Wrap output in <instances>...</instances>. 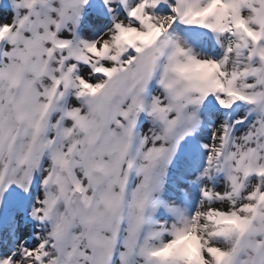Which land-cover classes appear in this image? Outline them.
I'll list each match as a JSON object with an SVG mask.
<instances>
[{"label": "rangeland", "instance_id": "374dc122", "mask_svg": "<svg viewBox=\"0 0 264 264\" xmlns=\"http://www.w3.org/2000/svg\"><path fill=\"white\" fill-rule=\"evenodd\" d=\"M124 1H116L117 6H120V14L124 13L125 16L134 20L147 22V19L153 20L154 16L155 20H158L156 14L160 9H165L166 12L171 9L172 13L174 12L172 23L166 22L164 26L158 28L155 27L158 25L154 23H145L154 27L153 32L130 49L125 36L121 33L114 34L111 29L114 23L111 16L112 9L107 11L99 7L97 10L90 11L91 6H88L85 1L77 0L72 4L71 10L66 13L70 12L73 27L72 45L82 61V67L92 64V68L96 70L95 64L98 63L97 66H101L105 61H109L108 72L117 76L127 60L136 66L138 82L135 79L133 85L137 88L133 90L129 101L136 111L143 112V118L155 116L151 110L147 109V106L157 84H161L159 80L161 66L158 60H160L166 35L156 32L160 27L168 26L169 32L175 35L178 31L174 26H179L188 36L193 33L195 37H211L210 39L214 42L212 44L217 45L216 55L221 59L231 55L235 66H232L234 82L231 84L229 105L226 109L209 103H198L192 106L186 115L181 117L176 115L178 118L171 121L170 126L167 125V117L157 122L156 125L159 126L166 143L154 158L145 161L141 166L144 180L134 184V188L132 187L137 201L135 200L129 207L121 248L110 264H156L159 260H168L172 264H184V257L197 259L200 264H212L210 256L212 251L220 254V264H223L231 258L245 229L251 225L254 202L262 194L258 190L259 186L254 184L246 171L239 175L241 185L234 188L235 181L233 176H227L225 164L228 159V150L231 149H233L231 157H236V160L241 159L240 150L248 136L244 126H247L249 121L264 123V96H262L263 99L256 98L240 90L241 87L238 86L239 83H244L245 87H249L252 85L251 81L260 78L256 70L259 71L257 65L264 58L260 54L261 50H264L260 45L264 42V28L259 33L255 23L243 15L241 6L248 0H234L235 16L232 24L221 14L220 8L217 7L220 3L217 0H214L209 8L208 5L212 0H201L202 2L198 3L202 10L201 18L202 20L210 19L214 29L203 28L200 21L195 22L198 28L194 26L198 32L191 26L182 25L183 18L175 11L177 0H134L130 4ZM0 2L3 3L2 5L0 3V106L4 104L3 86L5 81H8L12 87L10 106L16 121L15 131L9 133V146L20 128V123L14 102L16 90L11 76L4 70V62L5 59L14 57L13 45L11 48L8 47L10 43L13 44L12 40L18 35L22 37L30 33V19L24 8L26 5L24 0H1ZM95 2L98 6L104 3L103 0ZM113 3L114 0H109L110 5ZM148 8L152 10V14L148 13ZM131 14H134L133 17ZM114 27L117 28V26ZM95 30L96 37H91ZM87 31H91L88 39L85 36ZM232 31L234 41L229 44L224 37H229L228 33ZM168 37L177 36L169 35ZM203 42L204 47L209 45L205 43V40ZM204 49L210 54L207 48ZM105 72L107 71H96V81L93 85H85L82 77L78 75V78L85 90L96 96L106 87ZM125 79L122 83L124 88L131 83V79L129 83L128 79ZM165 86L163 85L162 89L169 92V87ZM119 100L117 97L111 103L104 119L94 122L96 118H92V126H90L91 121L87 122L89 133L92 138H95V145L98 146L97 149L104 148L107 152H114L113 173L116 182L118 184L121 182L124 186L128 171L134 170V168L131 169L133 157L130 156L131 151H128L124 140L126 137L127 143L131 139L127 128L129 127L131 131L133 122L128 120L125 109L123 110V107L117 104L120 103ZM55 114L60 117H55V120L59 121L52 129L51 135L44 133L34 135L33 131L24 133L2 172L8 146L6 148L0 169V178L3 173L5 176L3 183L0 184V264H52L56 253L49 244L51 235L54 239L68 238L66 242L71 257L66 264L75 263L78 256L77 250L82 244L84 248L88 247V242L83 241L82 220L77 212L75 184L66 167V163L72 160H82L84 147L80 142L78 129L68 126V117L60 115L59 109ZM238 116L241 119H237ZM213 126L221 129L216 146L211 145L210 135ZM262 129L263 125H257L256 137L261 135ZM236 134H238V143L234 145L233 136ZM136 135L144 136L138 133ZM112 136L113 139L117 138L118 142L113 139L108 140ZM172 147L176 150L167 157ZM259 148L260 146L251 145L248 149L251 153L249 165L255 172L258 167ZM208 153H211L213 157L210 169H207L205 163ZM203 170L206 171V175L202 187L201 204L196 211L198 218L193 222L196 225L193 228L189 227L192 223L191 219L189 223L188 220L186 221L188 215L180 206L179 199L176 201L174 199L178 191L185 189L182 184L186 185L189 177ZM262 173L264 175V168ZM232 195H235V203ZM46 196L55 197V199L51 200L50 208L45 211L43 201ZM228 199L232 207L224 208ZM141 207L145 209L138 215ZM43 212L48 215V219L43 216ZM64 213L67 216L66 222L62 221ZM174 214L185 220L183 225L177 223ZM228 222L234 223L240 229V234L233 245L227 244L217 236L219 231L217 226ZM134 229L141 230L140 235L133 239L139 254L131 260L128 257L127 243ZM180 231L194 236L191 245H182L181 240L174 238ZM263 240L262 233L258 242L248 243L251 244L247 247L251 256L261 252L264 256V249L261 248Z\"/></svg>", "mask_w": 264, "mask_h": 264}, {"label": "bare ground", "instance_id": "6f19581e", "mask_svg": "<svg viewBox=\"0 0 264 264\" xmlns=\"http://www.w3.org/2000/svg\"><path fill=\"white\" fill-rule=\"evenodd\" d=\"M75 1L77 0H24L26 3L24 8L27 10L30 19V33L24 34L22 37L18 35L19 37L17 36L12 40L13 44L10 43L8 47L11 48L13 45L14 57L5 59L4 62V70L11 76L16 90L14 102L20 123V128L14 137L11 154L15 150L14 147H16L17 142L26 132L33 131L34 135L44 133L50 136L56 122L59 121L55 120V117H60L55 114L58 109L60 115L68 117V126L78 129L80 142L84 147L82 160H72L66 163V167L75 184V201L77 212L82 220L83 241L88 242L87 248H84L83 244L78 248V256L74 264H110L121 248L122 237L125 234L128 221L129 207L135 200L137 201L132 187L144 180L141 174V166L145 161L154 158L166 143L159 126L156 125L157 122L167 117V125L170 126L171 121L186 115L189 109L198 103H209L226 109L229 105L231 84L234 82L232 66H235V62L231 55L226 56V59H221L216 55L217 45L212 44L214 42L210 39L211 37H195L193 33L188 36L186 32L181 31L182 28L180 29L179 26H174L178 31L175 35L169 32L168 26L166 28L160 27L156 32L166 35V41L163 42L161 48L160 60H158V64L161 66L159 70L161 86L159 83L157 84L158 86L151 95L150 103L147 106V109L151 110L155 116L143 118V112L136 111L129 101L133 90L137 88L133 85L135 79L138 82L136 66L130 60L124 62V66L119 70L117 76L108 72L109 61H105L101 66H97L98 63L95 64L96 70L92 68V64L82 67V61L72 45L73 27L70 12L66 13V11L71 10ZM81 1H85L88 6H91L90 11L97 10L99 7L107 11L112 9L111 16L114 23L111 29L114 34L121 33L125 36L130 49L137 46L140 40L153 32L154 27L148 24L154 23V25H158L155 26L158 28L164 26L166 22L172 23L174 17V12L172 13L171 9L168 12L165 9H160L159 13L156 14L158 20H155L154 16L153 20L147 19V22L137 21L125 16L124 13H119L120 6H117L116 3L119 0H114L111 5L109 0H103L104 3L100 6L95 2L97 0ZM133 1L125 0L124 2L130 4ZM202 1L177 0L175 2V11L183 18L182 25L191 26L197 32L196 23L200 21H202L203 28L214 29L210 19L202 20L201 18L202 10L198 3ZM213 2L214 0L209 3L208 8ZM217 2L220 3V6L217 4V7L220 8L221 14L228 18V22L232 24L235 16L234 0H217ZM241 7L243 15L255 23L257 31L260 33L264 28V0H248L243 2ZM147 11L152 14V10L149 8ZM133 15L131 14L132 17ZM90 34L91 31L85 33L87 39ZM96 34L95 30L91 37H96ZM169 35L177 37H168ZM233 35L232 31L228 33L229 37H224L229 44L234 41ZM204 40L206 44H209L207 47H204ZM260 45L264 48V42ZM204 48H207L210 54ZM187 54L188 60L186 61ZM260 54L264 57V50H261ZM257 67H259V71L256 70V73L260 78L251 81L252 85L249 87H245L244 83H239L238 86L245 93L263 99L264 58ZM97 70L107 71L105 72L107 75L105 78L106 87L103 92L94 96L85 90L78 75L82 77L85 85H93L96 81ZM125 78L128 79V83L131 79L130 85L127 84L126 88L122 86ZM163 85L169 87V92L162 89ZM117 97L120 99L118 101L120 103L117 104L121 105L123 110L125 109L129 117L128 120L133 122L131 131L129 127L127 128V133L131 139L127 143L126 137L124 140L128 151H131L130 156L133 157L131 169L134 168V170L128 171L127 182L124 186L121 185V182H119L120 184L116 182L113 173L114 152H107L104 148L97 149L98 146L95 145V138H92L89 133L87 122L91 121L90 126H92L93 121L97 122L99 119H104L109 106ZM92 118L96 119L92 121ZM237 119H241V117L238 116ZM257 125H263L259 137L255 136ZM244 128L248 132V136L242 145V150H240L241 159L232 158L233 149L230 150L231 152L228 150V159L225 164L227 176H233L235 188L242 183L239 180L240 173L248 172L254 184L259 186L258 190L262 194L254 202V215L251 225L245 229L231 258L223 264H264L263 252L251 256V252L249 253L247 248L252 242H258L259 237L262 236V233L264 234V175L262 173L264 168V123L249 121V124ZM220 130V128L213 126L210 135L212 146L217 145ZM137 133L144 136L140 137L139 135L137 137ZM110 139H113V136L108 140ZM113 141L118 142V139L114 138ZM237 143L238 134L233 136V144L236 145ZM251 145L260 146L257 172L249 165L251 153L248 149ZM205 161L207 169H210L213 161L211 153L207 154ZM237 168L239 169L237 170ZM205 175L206 171L203 170L189 177L187 184L184 186L182 184L185 189L181 192L178 191L174 199V201L179 199L180 206L188 215L186 221L188 220L189 223L191 219L192 223L189 227L195 228L196 226L193 222L198 218L196 211L201 204ZM232 197L235 203V195ZM229 201L230 199L226 201L224 208L232 205L228 203ZM174 215L177 223L183 225L185 220L177 214ZM175 237L181 240L182 245H191L194 241V236L184 231L176 233ZM263 247L264 240L261 248L264 249Z\"/></svg>", "mask_w": 264, "mask_h": 264}, {"label": "trees", "instance_id": "16d2710c", "mask_svg": "<svg viewBox=\"0 0 264 264\" xmlns=\"http://www.w3.org/2000/svg\"><path fill=\"white\" fill-rule=\"evenodd\" d=\"M5 85L3 86L4 91V104L0 106V169L2 165V160L4 158V155L6 153V148L9 143V133H12L16 129V121L14 120L11 106H10V98H11V92L12 87L9 84L8 81H5ZM176 148L172 147L169 153L167 154V157L172 154L173 151H175ZM52 199H55V197L46 196L43 204H44V210L50 208V202ZM145 209V207H141L139 209V214ZM9 214H11L10 211H8ZM3 214V213H2ZM1 215V212H0ZM43 216L48 219V215L43 212ZM62 221L66 222L65 219L67 218L66 214H63ZM219 229L217 236L224 242H226L229 245H233L236 238L240 234V229L235 224H229V223H221L217 226ZM133 235L130 236L128 243H127V252L129 259H134L135 256L139 254V251L137 250L136 244L134 242V237L137 238L140 235L141 230L134 229ZM131 232V234H132ZM135 233V234H134ZM50 246L54 250L55 257L53 258L52 264H66L70 260V254L68 243L66 242L68 238H60V239H54V236H50ZM212 264H220V254L218 252L212 251L210 253ZM151 263V262H150ZM156 264H172L171 261L168 260H159L156 262ZM184 264H200L197 259H187V257H184Z\"/></svg>", "mask_w": 264, "mask_h": 264}, {"label": "water", "instance_id": "95a60500", "mask_svg": "<svg viewBox=\"0 0 264 264\" xmlns=\"http://www.w3.org/2000/svg\"><path fill=\"white\" fill-rule=\"evenodd\" d=\"M15 137V136H14ZM13 144H14V138L12 139V141L10 142L9 146H8V151H7V155L5 156L4 160H3V165H2V172H4V169H5V166H6V163L11 155V151H12V147H13ZM4 181V173H3V176L1 177V180H0V184H2Z\"/></svg>", "mask_w": 264, "mask_h": 264}]
</instances>
